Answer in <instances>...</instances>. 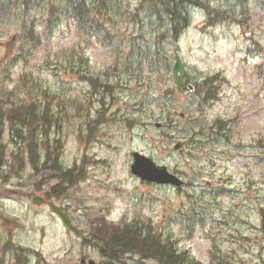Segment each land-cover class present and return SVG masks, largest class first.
Listing matches in <instances>:
<instances>
[{"label": "rangeland", "instance_id": "1", "mask_svg": "<svg viewBox=\"0 0 264 264\" xmlns=\"http://www.w3.org/2000/svg\"><path fill=\"white\" fill-rule=\"evenodd\" d=\"M101 1L0 0V264H159L137 255L110 262L84 245L100 219L151 226L206 264L213 241L231 264H264V0H200L227 19L189 6L177 39L168 0ZM79 2L107 39L81 28ZM177 58L190 86L216 81L217 100L201 107L198 87L177 90ZM86 77H111L113 92ZM31 104L50 115L44 135L18 134L6 120L11 107ZM219 120L229 139L204 130L213 143L194 150L197 126ZM29 145L42 158L50 146L82 179L67 187L50 169L35 172ZM134 152L185 184L141 181L131 172ZM58 185L61 194L52 191ZM37 197L68 213L84 239L68 235L47 205L35 206Z\"/></svg>", "mask_w": 264, "mask_h": 264}, {"label": "trees", "instance_id": "2", "mask_svg": "<svg viewBox=\"0 0 264 264\" xmlns=\"http://www.w3.org/2000/svg\"><path fill=\"white\" fill-rule=\"evenodd\" d=\"M26 4L29 3V0H24ZM25 4V5H26ZM102 5H105V0L101 1ZM191 5H197L203 7L207 10L208 14L214 19V15L224 17L223 14H226L224 11L214 10L212 8L204 5L200 0H168L164 4V11L169 16L172 21V31L175 39L179 38L182 29L188 27L189 24V15L188 7ZM100 6H95L94 10H99ZM75 13V18L77 22L84 28L85 25L93 28L94 32L97 33L99 39L102 41L108 38V35H103L102 30L103 26L100 24L97 19L89 15V9L83 3H78ZM79 12V13H78ZM160 13V10H156ZM226 17L227 14L225 15ZM34 34L33 31H29V34ZM34 41V40H32ZM38 44H41L40 41H36L32 46L35 48ZM88 81H91L95 88L103 84L101 92H113L114 82L112 78L108 79L106 82L101 80L86 77ZM199 88L198 94H201L200 103L204 106L206 103L214 101L218 98V87L213 86V80L208 79L203 82L202 86L195 84ZM98 89L96 90V92ZM174 94V91L170 92ZM14 111L13 115H10L6 120L10 121V124L14 127L15 132L22 133L37 129L40 130L41 134H46L51 121L50 115L43 112L40 116H37L35 112V106L33 104L29 106H20V107H11ZM1 113V112H0ZM42 124H39L40 122ZM197 126L200 130H197L189 140V143L192 144L194 150L198 151L200 148H206L213 143L214 135L204 134V130H218L214 134L221 135L224 139H229L228 132L231 127L227 122L219 120L217 123L210 126L204 125L203 122ZM197 128V129H198ZM59 144V142H58ZM56 145L54 149L59 147L62 149L61 144ZM29 159L32 163L34 171L40 173L42 169H50L55 173H58L62 177V181H65L67 187L74 186L79 180L82 179V174L80 171H75L74 167L66 168L60 162V159L56 153H51L50 146L42 158L36 150H34L33 145H29ZM3 164L0 158V171L3 170ZM52 175V177H53ZM54 193L59 192L61 194L65 189H61L58 186H54L52 191ZM52 194H47L46 197H52ZM91 236L83 241L84 245L95 246L101 256L110 261H120L128 255H137L143 260H152L158 262L159 264H204L201 261L197 260L193 256L191 251L179 249L177 243L173 239H164L160 234H158L151 226H143L139 223H127L121 225L115 222H109L107 219L96 220L91 224ZM17 253V262L19 261L18 256L20 255L19 250ZM25 259V256H24ZM209 264H231L225 256L220 253V249L216 243L213 241L212 250H211V261Z\"/></svg>", "mask_w": 264, "mask_h": 264}, {"label": "water", "instance_id": "3", "mask_svg": "<svg viewBox=\"0 0 264 264\" xmlns=\"http://www.w3.org/2000/svg\"><path fill=\"white\" fill-rule=\"evenodd\" d=\"M173 77L178 91H181L185 77V68L181 59H177L173 66ZM190 89L192 90L193 87L190 86ZM182 117H184L183 114ZM180 148H182V145L180 144L175 146L176 150ZM133 156L134 163L131 166V171L142 180L158 184H173L176 186L182 184V181L175 175L171 174L165 166H159L152 159L139 153H134ZM32 203L41 206L45 201L42 198L37 197L32 199ZM48 206L51 212L58 217L62 225L65 227L67 234L74 233L78 237L82 236V232L73 225L70 217L64 213L60 207L53 202H49ZM82 262H85V260L83 259ZM90 263L95 264L93 261H90Z\"/></svg>", "mask_w": 264, "mask_h": 264}]
</instances>
